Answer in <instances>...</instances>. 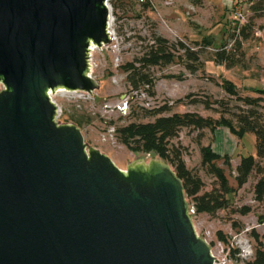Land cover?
Segmentation results:
<instances>
[{
	"label": "water",
	"instance_id": "1",
	"mask_svg": "<svg viewBox=\"0 0 264 264\" xmlns=\"http://www.w3.org/2000/svg\"><path fill=\"white\" fill-rule=\"evenodd\" d=\"M110 17L108 0H0V264H218L169 162L121 169L57 120L49 91L99 87Z\"/></svg>",
	"mask_w": 264,
	"mask_h": 264
},
{
	"label": "rangeland",
	"instance_id": "2",
	"mask_svg": "<svg viewBox=\"0 0 264 264\" xmlns=\"http://www.w3.org/2000/svg\"><path fill=\"white\" fill-rule=\"evenodd\" d=\"M236 0H108L111 9L109 31L111 40L103 46L91 50L92 77L99 87L91 92L58 90L53 98L58 105L57 120L74 123L75 116L84 140L89 146L107 154L121 169L126 170L133 160L143 158L149 162L153 153L133 152L122 144L116 136V129L133 121H154L158 116L173 113L195 112L205 117L235 118L246 106L241 100L230 96L222 87L228 79L238 87L243 97L263 96L264 90V0H242L240 7L244 17L236 20L232 2ZM249 26V38L241 40L245 57L242 65L227 68L213 60L214 53L223 46L231 49L238 38L240 29ZM235 32V37L233 33ZM154 34L171 42H184L191 49L200 47L204 37L213 38L211 47L202 49L203 66L191 72L176 58L167 66H154L149 73L154 81L153 94L142 87L132 89L128 81V64L135 63ZM3 85L0 83V90ZM169 106L157 116L145 112ZM260 111L264 115V101ZM225 128L214 132L206 128L198 130L183 128L172 146L183 153L189 169L204 181V190L217 185V178L208 172L202 163L200 148L213 144L216 136L224 146ZM231 136V132L227 131ZM233 141V140H232ZM236 143V141H234ZM239 147L230 155L229 165L220 159L217 166L224 169L229 184L237 189L236 167L240 155L256 156V135L246 133L237 140ZM225 148V147H224ZM232 151V149H231ZM226 155V154H224ZM261 177L253 173L248 182L229 194L230 205L216 214L198 213L190 202V214L197 233L211 245L218 264H245L253 260L257 245L264 246V200L257 199L256 184ZM244 206L251 208L247 214L238 212ZM257 236L259 237L256 240Z\"/></svg>",
	"mask_w": 264,
	"mask_h": 264
},
{
	"label": "trees",
	"instance_id": "3",
	"mask_svg": "<svg viewBox=\"0 0 264 264\" xmlns=\"http://www.w3.org/2000/svg\"><path fill=\"white\" fill-rule=\"evenodd\" d=\"M249 26L245 25L240 29L236 43L231 49L223 46L216 50L213 56L216 63L224 64L227 68L242 65L245 53L242 50L239 37L249 38ZM232 35L235 37V32ZM213 44V38L207 36L203 38L199 48L191 49L182 41L174 43L163 36L154 34L152 41L144 48L141 56L136 58L137 64L130 63L126 67L128 81L132 89L139 90L146 87V90L153 94L152 89L155 84L149 73L150 68L170 65L178 58L187 69L196 72L203 66L202 49L211 47ZM221 85L230 96L238 98L246 106L234 119L224 116L216 119L195 112L173 113L158 116L154 121H133L116 129L117 139L130 151L153 153L169 162L178 177L182 179L186 197L191 199L197 212L211 215L228 208L230 205L228 195L242 188L255 172L261 175L256 184L257 199L264 200V115L260 111L264 98L263 96H241L236 84L228 79H224ZM259 93L264 94V90H259ZM170 109L169 106H161L150 111L146 110L145 114L157 116L165 111H170ZM70 119L74 124L82 125V122L75 116L72 115ZM185 127L198 130L209 128L213 132L223 127L238 139L243 138L249 132L256 135V156H242L236 167L237 189L229 184L224 169L216 164L218 160L224 159L229 165L230 156L217 153L212 144H208L202 145L200 148L202 163L207 166L208 172L213 174L218 182L211 190H204L203 179L188 168L183 153L172 146L173 139L178 137L180 131ZM250 210L249 206H244L238 212L247 214ZM261 223H264L263 218H261ZM262 238L264 239V231ZM258 239L257 236L256 240ZM245 264H264L262 242L256 246L253 260H249Z\"/></svg>",
	"mask_w": 264,
	"mask_h": 264
},
{
	"label": "crops",
	"instance_id": "4",
	"mask_svg": "<svg viewBox=\"0 0 264 264\" xmlns=\"http://www.w3.org/2000/svg\"><path fill=\"white\" fill-rule=\"evenodd\" d=\"M227 131H228V129L225 128V131H224L225 141H226V143L228 141H230V146L229 147L224 146L222 141H221L222 139H219V136L217 135L216 141L212 144V147H213L214 151H216L217 153H219L221 155H224V154L234 155L237 152L238 147H239V144L237 142L238 138L232 134L230 136ZM234 141H236V143ZM231 149H232V151H231ZM241 157H242V155H240L239 162H240ZM239 162L237 164H239Z\"/></svg>",
	"mask_w": 264,
	"mask_h": 264
},
{
	"label": "built area",
	"instance_id": "5",
	"mask_svg": "<svg viewBox=\"0 0 264 264\" xmlns=\"http://www.w3.org/2000/svg\"><path fill=\"white\" fill-rule=\"evenodd\" d=\"M239 1H242V0H236V2L234 1V2L231 3L232 4V8H235L234 17H235L236 20H241L244 17V14L242 13L240 7L238 6V4L240 3ZM49 95L52 98V100L55 101L54 98H53V93L51 91H49Z\"/></svg>",
	"mask_w": 264,
	"mask_h": 264
},
{
	"label": "bare ground",
	"instance_id": "6",
	"mask_svg": "<svg viewBox=\"0 0 264 264\" xmlns=\"http://www.w3.org/2000/svg\"><path fill=\"white\" fill-rule=\"evenodd\" d=\"M110 21H111V17H110V20H109V26H108V28H110ZM108 31H109V29H108ZM108 33H109V36H110V38H111V32L109 31ZM94 47H96L95 44L91 45L90 50H89V54H90V55H91V50H92ZM91 71H92V69H91ZM91 71H90V74H89L90 77H92V75H91ZM92 78H93V77H92ZM60 90H68V89H60ZM68 91H69V90H68Z\"/></svg>",
	"mask_w": 264,
	"mask_h": 264
}]
</instances>
